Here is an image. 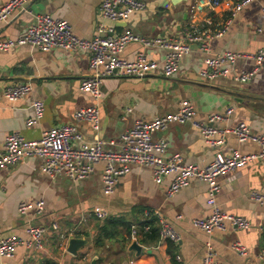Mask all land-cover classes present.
<instances>
[{
    "label": "crops",
    "instance_id": "obj_1",
    "mask_svg": "<svg viewBox=\"0 0 264 264\" xmlns=\"http://www.w3.org/2000/svg\"><path fill=\"white\" fill-rule=\"evenodd\" d=\"M6 0H0L2 5ZM103 0H32L29 11L15 10L9 21H0V39L17 38L35 20V14L50 13L70 22L74 32L84 38L94 36L100 26L105 34L124 29L155 37L164 34L181 35L190 21L195 0H185L172 7L163 6L171 0H143L147 9L131 15L127 21L103 18L99 7ZM264 1L256 0L233 17L222 36L209 40L210 52L194 43L185 54L180 68L173 77L161 71L144 77L108 76L101 87V128L103 139L118 137L130 128L136 118L151 120L175 110L179 102L189 99L196 109V118L205 121L209 114L224 112L233 107L227 120L216 123L218 127L235 126L245 121L253 133L264 132V68L247 82L236 79L243 69L252 68L251 62L239 60L228 76L212 80L199 75L211 54L222 50L256 51L264 47ZM198 18L217 30L228 18L225 8L212 12L201 11ZM126 23V24H124ZM139 51L162 62L165 50L129 43L122 56L134 60ZM90 72L89 55L85 51L54 49L42 51L24 45L0 51V151L4 149L7 134L19 132L27 139L37 140L44 131L56 125L74 122L73 115L81 107L95 104V100L80 88L81 80ZM20 83L32 86L30 94L17 101L4 97V88ZM42 99L45 112L41 120L27 127L26 119L34 115L32 101ZM131 108V111H128ZM83 136L94 135L91 123L78 124ZM155 138L169 141L167 155L177 152L185 162L205 165L213 158L215 150L208 146L200 132L188 122L172 124L166 131H158ZM238 149L241 153H255L259 146L246 141L240 143L232 134L227 135L221 150L230 154ZM40 160L28 158L0 171V236L13 233L26 234L31 223L44 225L46 246L43 250L17 248L13 257H1L3 264H199L211 246L222 264H264L258 256L264 248V205L252 200L250 192H264V159L250 161L220 178L221 190L217 195L220 208L228 213L246 217L252 222L248 229L229 228L207 234L194 227V218L206 217L210 212L205 182L193 179L177 194L169 197L170 178L158 185L152 179L150 167L134 165L122 176L115 192L108 196L102 191L104 163L94 165L91 175L83 181H72L63 174L51 177L43 173ZM44 199L42 214L34 210L20 214L21 202ZM109 210V220L133 224L143 218L145 211H159L181 235V241H162L160 237L146 240L131 237L125 225L118 229H103V221L90 218L81 221L82 215L95 206ZM112 232V238L105 237ZM61 234L84 237L88 244L77 255L67 250L68 241ZM102 240L96 243V238ZM134 240L142 245L137 256L129 248ZM235 240L242 241L250 254L240 256L231 249ZM177 255L180 258H177Z\"/></svg>",
    "mask_w": 264,
    "mask_h": 264
},
{
    "label": "built area",
    "instance_id": "obj_2",
    "mask_svg": "<svg viewBox=\"0 0 264 264\" xmlns=\"http://www.w3.org/2000/svg\"><path fill=\"white\" fill-rule=\"evenodd\" d=\"M32 0H6L0 5V21H9L15 10L29 11L28 4ZM256 0H195L192 5L190 21L181 35H161L149 37L130 29L117 33L105 34L102 26L97 33L84 38L77 35L70 22L53 16L50 13L35 14V20L17 38L0 39V51H8L28 45L42 51L63 49L66 51H85L89 55L90 72L81 80L82 91L91 95L95 104L81 107L75 111L71 123L56 125L43 132L37 140L27 139L19 132L6 135L4 149L0 151V171L12 164L22 163L28 158L40 160V170L51 176L63 174L72 181L87 179L94 170V165L104 163L102 172V191L112 195L119 179L128 174L134 165L151 168L152 179L158 185L170 178L167 195L172 197L185 187L191 180L197 179L207 185V204L211 212L203 218H194L192 223L198 230L207 234L215 231H227L229 228L248 229L252 222L246 217L223 211L217 195L221 190L220 178L245 167L250 161L264 159V132L253 133L250 126L241 121L235 126L218 127L219 121L227 120L233 113V107L224 112H214L205 121L196 118L193 102L184 99L175 110L159 115L151 120L136 118L132 126L118 137L103 139L99 136L101 128V87L103 79L108 76H138L162 72L167 77H173L182 57L189 53L192 45L198 43L200 49L210 52L209 40L213 36H222L228 29L233 17L242 9ZM264 1V0H263ZM225 8L228 18L218 27H211L198 18L201 11L212 12ZM147 9L143 0H103L99 13L105 19L127 21L132 14ZM264 12V3L262 6ZM137 42L144 47H159L165 50L162 62L150 59L144 51H139L134 60L127 59L122 53L129 43ZM239 60L251 62L252 68L243 69L236 79L247 82L264 68V47L256 51L222 50L211 54L206 59V65L199 75L208 80L220 76H228ZM32 86L20 83L4 88V97L17 101L30 94ZM34 115L26 119L27 127L38 123L45 112V102L42 99L32 101ZM128 108V111H131ZM82 121L91 123L94 135L91 139L83 136L78 124ZM190 122L202 135L209 147L215 150L211 161L205 165L185 162L180 153L167 155L169 141L167 138H155L158 131H166L172 124ZM232 134L240 143L252 141L259 146L255 153H241L238 149L225 154L221 150L227 135ZM250 198L264 205V192L253 190ZM44 199L34 202L23 201L18 206L20 214H26L33 209L36 215L43 213ZM110 216L109 210L100 205L93 207L82 215L81 221L90 218L104 221ZM159 227V237L162 241L178 243L180 233L166 221L159 211H145L143 218L131 225V237L138 239L152 231L153 225ZM46 229L44 225L29 224L25 235L13 233L0 236V256L13 257L17 248L43 250L46 246ZM63 242L68 241V234H61ZM231 249L244 257L250 254V249L240 240L231 244ZM264 261V248L258 253ZM177 258H180L177 255ZM3 264V263H0ZM199 264H222L215 251L208 246L206 255Z\"/></svg>",
    "mask_w": 264,
    "mask_h": 264
},
{
    "label": "water",
    "instance_id": "obj_3",
    "mask_svg": "<svg viewBox=\"0 0 264 264\" xmlns=\"http://www.w3.org/2000/svg\"><path fill=\"white\" fill-rule=\"evenodd\" d=\"M182 1H185V0H171L170 3H169V1H166V3L163 6L165 7L168 5V7L170 8V7H172V5H176ZM124 24H126V23H124ZM87 244H88V240L86 238L79 237V236H72L68 239L67 250L70 253L77 255L78 251ZM142 249H143L142 245H140L137 240H134L132 242L130 248H129L130 251H135L137 256L142 252ZM111 264H113V263H111ZM123 264H128V261L125 260L123 262Z\"/></svg>",
    "mask_w": 264,
    "mask_h": 264
},
{
    "label": "trees",
    "instance_id": "obj_4",
    "mask_svg": "<svg viewBox=\"0 0 264 264\" xmlns=\"http://www.w3.org/2000/svg\"><path fill=\"white\" fill-rule=\"evenodd\" d=\"M122 224L125 225V230H127L128 232L130 231V233H131V224L116 222L114 220H109V219H106V220L103 221V226L104 227H102V230L103 229L105 230L107 228L118 229ZM113 236H114V233L105 232V237L112 238ZM144 238H146V240L158 239L159 238V227L154 224L153 227H152V231L150 233L145 234ZM101 240H102L101 236H98L96 238V243L99 244L101 242Z\"/></svg>",
    "mask_w": 264,
    "mask_h": 264
}]
</instances>
